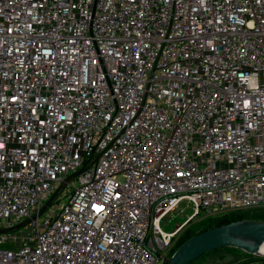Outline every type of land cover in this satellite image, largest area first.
Listing matches in <instances>:
<instances>
[{"label": "built area", "instance_id": "1", "mask_svg": "<svg viewBox=\"0 0 264 264\" xmlns=\"http://www.w3.org/2000/svg\"><path fill=\"white\" fill-rule=\"evenodd\" d=\"M182 202L264 208V0H0V264H164Z\"/></svg>", "mask_w": 264, "mask_h": 264}, {"label": "water", "instance_id": "2", "mask_svg": "<svg viewBox=\"0 0 264 264\" xmlns=\"http://www.w3.org/2000/svg\"><path fill=\"white\" fill-rule=\"evenodd\" d=\"M72 175L66 177L68 181ZM62 187L60 185L40 207L37 215L49 205L55 193ZM28 220H24L11 228H18ZM11 228H0L5 232ZM264 242V221L236 220L219 226L202 230L185 240L165 260L164 264H189L200 255L221 248L235 247L251 255H259L258 249ZM264 256V255H260Z\"/></svg>", "mask_w": 264, "mask_h": 264}, {"label": "rangeland", "instance_id": "3", "mask_svg": "<svg viewBox=\"0 0 264 264\" xmlns=\"http://www.w3.org/2000/svg\"><path fill=\"white\" fill-rule=\"evenodd\" d=\"M181 213V215H180ZM190 213L189 205L182 202L179 207L163 217L160 223V227L163 231H174L172 237L169 240V246L166 249V255L169 257L176 250V241L183 234L186 229L191 230L193 233L200 232L202 229L211 228L222 216L231 215L232 217H241L242 220L248 221H262L264 219V208L245 209L239 212L226 213L224 215H218L215 217H201L190 220L181 226L182 220L187 214ZM262 257L260 255H250L235 247H221L209 252H206L190 264H255L249 260L253 257ZM167 257V258H168ZM166 258V259H167ZM257 261V260H252ZM250 262V263H249Z\"/></svg>", "mask_w": 264, "mask_h": 264}, {"label": "trees", "instance_id": "4", "mask_svg": "<svg viewBox=\"0 0 264 264\" xmlns=\"http://www.w3.org/2000/svg\"><path fill=\"white\" fill-rule=\"evenodd\" d=\"M236 220H242V218L241 217H232L231 215H227V216H222V218L221 219H219L218 221H217V223H215L213 226H219V225H222V224H226V223H229V222H232V221H236ZM262 221H264V219H262ZM205 229H207V228H205ZM205 229H202V230H205ZM201 230V231H202ZM197 232H195V233H193L191 230H189V229H186L184 232H183V234L177 239V241H176V248L178 247V246H180L185 240H187L189 237H191V236H193L194 234H196ZM248 254V253H247ZM251 255V254H250ZM261 257H258V256H256V257H253V259L252 260H258V259H260ZM252 260H249V261H252ZM191 263V262H190ZM189 263V264H190ZM240 264H243V263H240Z\"/></svg>", "mask_w": 264, "mask_h": 264}, {"label": "bare ground", "instance_id": "5", "mask_svg": "<svg viewBox=\"0 0 264 264\" xmlns=\"http://www.w3.org/2000/svg\"><path fill=\"white\" fill-rule=\"evenodd\" d=\"M258 254L264 255V242L260 245V247L258 249Z\"/></svg>", "mask_w": 264, "mask_h": 264}]
</instances>
